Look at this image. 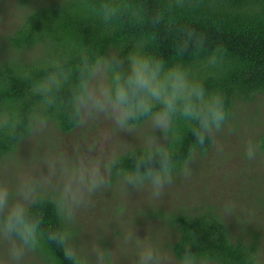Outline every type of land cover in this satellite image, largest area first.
<instances>
[{
    "label": "trees",
    "instance_id": "16d2710c",
    "mask_svg": "<svg viewBox=\"0 0 264 264\" xmlns=\"http://www.w3.org/2000/svg\"><path fill=\"white\" fill-rule=\"evenodd\" d=\"M14 1L18 5L15 9L17 23L13 33L0 40V113L14 111L24 118L41 107V98L31 93L32 83L47 75L51 62H62L66 69L73 70V78L59 93L57 103L47 109V114L49 125L55 131L71 134L81 123L69 115L63 101L75 82V68L81 56L87 55L90 59L124 57L138 44H143L145 52L163 58L168 64H184L208 91L222 94L228 112L226 122H231L236 108L258 104L255 103L258 98H264V0ZM103 3L121 6L122 14L105 22L96 13ZM136 12L142 19L136 17ZM157 14L163 17L159 24L153 23ZM185 30H194L204 42L203 47L190 48L181 56L177 53V44ZM212 55L217 57L215 65L208 64ZM177 133L182 140L175 143L173 149L181 162L191 163L194 158L205 157L212 149L214 139L202 149L196 147L194 137L182 123L178 124ZM31 136L26 121L17 128L15 137L0 130V169L10 167V157ZM254 146L259 153H264V133L256 137ZM17 178L14 176L15 181L10 186L20 181ZM114 185H119L115 176L107 186ZM257 203V211L259 204L264 208V197ZM34 211L42 216L45 230L59 227L51 204L37 205ZM142 216L159 221L158 224L169 231L163 249L169 251L176 262L190 245L199 255L211 257L214 264L263 262L260 254L264 239L260 230L259 234L256 227L240 228L233 222V228H238L236 235L218 213L217 206L206 202L192 208L150 206ZM72 231L76 243V235L81 230L75 225ZM30 256L38 264H69L62 251L46 241L41 252Z\"/></svg>",
    "mask_w": 264,
    "mask_h": 264
},
{
    "label": "clouds",
    "instance_id": "9594fccd",
    "mask_svg": "<svg viewBox=\"0 0 264 264\" xmlns=\"http://www.w3.org/2000/svg\"><path fill=\"white\" fill-rule=\"evenodd\" d=\"M122 12L121 6L111 3L96 9L105 22L113 21ZM135 15L142 19L139 12ZM162 19L157 14L153 23L159 24ZM203 42L194 30H185L177 53L182 56L190 48H201ZM143 47L138 44L124 57L90 59L82 55L75 68V82L63 101L69 115L80 123L103 116L117 131L132 135L147 126L138 137L140 146L121 142L101 158H44L46 173L22 179L14 186L0 183V241L5 245V260L0 264H25L28 254L41 252L45 241L60 249L69 264H90V259H94V264H108V249L100 246L86 254L75 243L72 227L77 223V211L88 207L91 197L105 188L113 176L125 192L146 191L149 199H159L177 174H190V161H179L173 149L182 140L177 133L178 124L191 132L194 145L201 149L224 126L228 112L222 94L208 91L184 64H168ZM216 63L215 55L208 58L209 65ZM50 67L47 75L31 86V93L41 98L42 106L24 118L14 111L0 113V130L15 137L25 121L32 135L48 128L47 109L57 103L59 93L73 78V70L66 69L62 62H51ZM245 155L254 159L256 148L248 145ZM45 203L53 206L59 220L55 229L45 230L42 216L34 211ZM225 213L231 215V207H226ZM123 239L135 252L134 264H168L167 253L140 238L134 229ZM177 264L214 261L199 255L190 245Z\"/></svg>",
    "mask_w": 264,
    "mask_h": 264
},
{
    "label": "rangeland",
    "instance_id": "374dc122",
    "mask_svg": "<svg viewBox=\"0 0 264 264\" xmlns=\"http://www.w3.org/2000/svg\"><path fill=\"white\" fill-rule=\"evenodd\" d=\"M16 8L18 5L14 0L0 2V40L13 33L17 23ZM258 99L255 102L258 104L236 108L231 122H226L213 134L214 141L208 154L194 158L189 165L190 174L175 177L159 199H149L146 191L125 192L120 185L106 186L96 192L90 205L77 211L75 225L81 230L76 235L77 246L86 254L100 246L108 249V264H134L135 252L123 239L128 232L134 229L140 238L162 249L169 239V231L158 224L159 221L143 218L142 213L147 207L174 209L180 205L192 208L204 202L217 206L218 213L236 235L238 228H233L235 225L240 228L249 225L256 227L258 232L260 230L264 239L263 206L259 204L257 211V202L264 197V153L256 149L257 156L252 160L245 155L247 146H254L256 137L264 133V98ZM146 127L139 128L134 135L119 132L103 116L81 123L68 135H62L49 125L43 133L32 135L19 146L17 153L8 160L10 167L0 169V183L10 186L15 181L14 176L22 180L46 173L44 158L65 157L73 161L101 158L121 142L139 147L138 137ZM5 170L12 171L7 173ZM226 207H231V215L225 213ZM4 247L0 241V261L5 260ZM164 251L168 255V264H177L169 251ZM260 257L264 264V249ZM90 262L94 264V259ZM25 264L38 263L28 254Z\"/></svg>",
    "mask_w": 264,
    "mask_h": 264
}]
</instances>
